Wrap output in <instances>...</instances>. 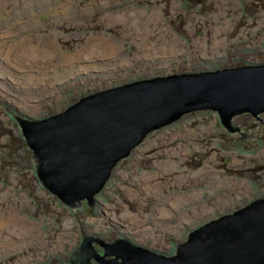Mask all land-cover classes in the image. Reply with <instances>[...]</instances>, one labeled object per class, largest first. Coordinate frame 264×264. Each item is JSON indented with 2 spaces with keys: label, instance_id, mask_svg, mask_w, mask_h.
Masks as SVG:
<instances>
[{
  "label": "rangeland",
  "instance_id": "374dc122",
  "mask_svg": "<svg viewBox=\"0 0 264 264\" xmlns=\"http://www.w3.org/2000/svg\"><path fill=\"white\" fill-rule=\"evenodd\" d=\"M243 63L264 64V0H0V264L66 262L82 233L170 257L190 232L264 198L263 112L239 114L233 131L209 110L155 130L117 164L91 211L39 184L15 120Z\"/></svg>",
  "mask_w": 264,
  "mask_h": 264
},
{
  "label": "water",
  "instance_id": "95a60500",
  "mask_svg": "<svg viewBox=\"0 0 264 264\" xmlns=\"http://www.w3.org/2000/svg\"><path fill=\"white\" fill-rule=\"evenodd\" d=\"M213 111L221 127L264 113V65L171 75L103 90L43 120L15 116L32 152L36 176L70 208L95 196L117 164L155 130L186 113ZM82 233V231H81ZM102 247L101 254L95 245ZM264 264V198L189 233L167 257L118 238L105 242L82 233V244L58 264Z\"/></svg>",
  "mask_w": 264,
  "mask_h": 264
},
{
  "label": "bare ground",
  "instance_id": "6f19581e",
  "mask_svg": "<svg viewBox=\"0 0 264 264\" xmlns=\"http://www.w3.org/2000/svg\"><path fill=\"white\" fill-rule=\"evenodd\" d=\"M109 47H110V48H106L105 51H107L108 49H111V50H112V49H115L116 46H115L113 43H110ZM7 55H8V58H10V57H11V52H8ZM260 65H264V64H260ZM247 66H253V65H250V64H249V65H247ZM220 120H221V119H220ZM228 131H229V130H228ZM188 200H190V196L187 197V201H188ZM176 201H177V202H174L175 205L181 204L180 201H179V199H176ZM174 208H176V207H174ZM164 212H165V211H164ZM162 214H164V213H162ZM165 214H166V213H165ZM164 216H166V215H164ZM182 219H183V218H181V220H182ZM187 219H188V218H187Z\"/></svg>",
  "mask_w": 264,
  "mask_h": 264
},
{
  "label": "flooded vegetation",
  "instance_id": "af4514ba",
  "mask_svg": "<svg viewBox=\"0 0 264 264\" xmlns=\"http://www.w3.org/2000/svg\"><path fill=\"white\" fill-rule=\"evenodd\" d=\"M247 65H249V64H248V63H243L241 66H247ZM237 68H238V67H237ZM218 70H223V69L220 68V69H218ZM218 70H217V71H218ZM257 200H258V199H257ZM254 201H256V200H253V201H250V202L252 203V202H254ZM247 205H248V204H247ZM247 205H245L244 207H246ZM244 207H243V208H244ZM234 212H235V211H234ZM228 215H229V214H228ZM99 252H100V251H99ZM102 253H103V250H102Z\"/></svg>",
  "mask_w": 264,
  "mask_h": 264
},
{
  "label": "trees",
  "instance_id": "16d2710c",
  "mask_svg": "<svg viewBox=\"0 0 264 264\" xmlns=\"http://www.w3.org/2000/svg\"><path fill=\"white\" fill-rule=\"evenodd\" d=\"M23 145H25V143H23ZM27 146V145H26ZM29 153H30V151H29ZM29 157V161L30 160H32V156L30 155V156H28ZM33 161V160H32ZM32 161H30V162H32ZM89 209H90V211H91V208L89 207Z\"/></svg>",
  "mask_w": 264,
  "mask_h": 264
}]
</instances>
